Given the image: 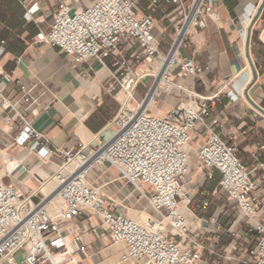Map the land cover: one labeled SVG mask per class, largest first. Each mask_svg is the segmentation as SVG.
Returning <instances> with one entry per match:
<instances>
[{
    "label": "built area",
    "instance_id": "obj_1",
    "mask_svg": "<svg viewBox=\"0 0 264 264\" xmlns=\"http://www.w3.org/2000/svg\"><path fill=\"white\" fill-rule=\"evenodd\" d=\"M147 1L153 11L160 5L172 6L165 14L172 38L165 33L158 37L153 19L138 17L131 0L62 3L52 15L49 30L36 35L37 43L56 48L78 63L109 59L114 80L109 93L117 87L115 95L122 90L134 94L142 80H150L148 86L144 84L143 98L132 101L133 110L122 104L112 121L116 128L113 136L97 149H87L81 143L75 150L49 148L44 137L33 129L27 111H18L16 103L0 91V114L13 111L6 120L16 123L19 129L13 144L24 147L33 142L41 160L59 161L51 175L59 182L57 200L42 196L34 202L38 192L22 193L0 182V264H93L96 253L83 243L88 225L94 233L99 228L109 246L119 247L118 264H196L203 250L202 238L210 232L207 228L201 230L195 216L191 217L197 223L194 228L186 217L192 204L189 191L193 189L188 178L189 147L197 138V126L205 131L206 140L194 157L206 169L208 179L212 171L220 174L218 188L236 203L239 217L257 236L250 253L253 264H264V223L257 219L261 202L251 203L257 184L237 157L236 147L216 133L215 129L222 127L219 120L206 123L209 106L216 98L197 96L174 77L175 69L190 77H199L206 70L192 59L181 58L178 50L191 33L206 28L216 0ZM34 12L33 7L28 10L29 14ZM168 39L163 53L160 45ZM133 64H144L147 72L137 77ZM156 64L161 65V71L153 74ZM161 84L168 85L169 90L162 89ZM20 90L21 100L36 103L38 97L34 98L30 90ZM172 90L187 99L164 115L150 114L160 95ZM259 150L255 158L264 157V147ZM71 164L75 166L66 175L64 171ZM93 165L115 169L146 200L153 218L144 225L135 222L115 202L108 201L101 189L90 186L87 177ZM263 183L264 174L259 181ZM145 187L149 194L144 192ZM207 207V203L202 204L203 209ZM82 217L85 223L81 225ZM90 219H95L97 225L92 226Z\"/></svg>",
    "mask_w": 264,
    "mask_h": 264
},
{
    "label": "crops",
    "instance_id": "obj_2",
    "mask_svg": "<svg viewBox=\"0 0 264 264\" xmlns=\"http://www.w3.org/2000/svg\"><path fill=\"white\" fill-rule=\"evenodd\" d=\"M70 1L0 0V91L4 97L16 103L18 111H27L33 129L44 137L49 148L75 150L81 143L87 149H97L113 136L116 128L112 121L121 108L117 95L108 92V87L114 85L109 59L101 63L95 60L78 63L72 57L59 53L56 48L36 42L39 32L49 30L52 15L59 5ZM83 1L88 3L91 0ZM131 1L138 17L149 16L153 19L158 37L165 33L172 38V29L165 19L172 6L160 5L153 11L147 0ZM261 2L216 0L206 28L191 33L178 50L181 58L192 59L206 70L199 77H190L175 69L174 77L182 87L190 89L197 96H215L214 105L209 106L206 123L219 120L222 127L216 128V133L221 140L236 147L237 157L250 173L251 180L257 184V189L251 195V203L261 202L257 219L264 223V183L259 184L264 174V157L255 158L259 147H264V115L244 97L248 90L249 98L264 111V46L250 38L249 55L256 71L253 83H248L253 75L245 55L247 30ZM31 7L35 11L33 14L28 13ZM259 24L264 25V8L251 30V36ZM167 43L169 39L160 45L163 53L167 50ZM96 65H100V72L95 71ZM133 67L136 75L147 72L144 64H133ZM220 84H225V91L214 92L215 85ZM21 87L30 90L34 98L38 97L36 103L21 100ZM186 99L184 94L178 95L172 90L168 95H160L157 104L161 110H168ZM160 108L153 106V114H160ZM12 115L13 111L0 114V182L12 185L22 193L38 192L33 198L37 202L42 198L39 193L41 180L57 170L59 161L41 160L33 142L24 147L15 146L13 143L18 126L6 120ZM196 134L197 138L191 145L197 150L204 144L206 134L199 126ZM12 163L14 165L9 170ZM95 171L96 166L87 177L90 186L99 187L106 199L115 202L118 207L132 206L129 201L132 196L129 188L132 187L115 169L104 165ZM188 178L193 183V189L189 191L192 201L190 216L199 220L201 230H210L202 238L203 250L196 264H253L250 253L256 246L257 236L239 217L236 203L228 200L218 188L220 174L212 171L208 179L206 169L192 157ZM144 192L149 194L150 191L145 187ZM203 203H207L208 207L203 209ZM84 217L80 219L81 225L85 223ZM90 224L97 225L95 219H90ZM196 224L190 219L193 228L197 227ZM88 229L83 243L96 253L93 264H118L119 247L109 246L107 239L101 237L103 233L99 228L95 229V233L89 225ZM20 259L18 256L17 260Z\"/></svg>",
    "mask_w": 264,
    "mask_h": 264
},
{
    "label": "bare ground",
    "instance_id": "obj_3",
    "mask_svg": "<svg viewBox=\"0 0 264 264\" xmlns=\"http://www.w3.org/2000/svg\"><path fill=\"white\" fill-rule=\"evenodd\" d=\"M260 37H261V40L264 42V31L262 32ZM160 66H161L160 64L154 65L153 74H157V72L159 70L161 71V67ZM94 69H95L96 72H100L101 71L100 65H96L94 67ZM143 78H144V76L141 77V79H143ZM161 88L162 89H166L167 91L169 90V86L165 85V84H161ZM117 98H118L119 102L123 104L124 108H127L128 110H133L134 109V106L131 103H132L133 100H137V95L135 93L133 94V93L128 92L126 90H122V91H120L118 93ZM152 105H153V102L150 103V106H152ZM153 115H155V114H153ZM13 165H14V163L10 164V169L9 170L12 169ZM74 166H75L74 164L69 165L67 167V169H65L64 172L69 174V172L73 170ZM94 166L95 165L90 166V169H89L90 173H91V170H92V168ZM37 175H39V174H37ZM43 180H44V183H42V186H41V189H40L41 190L40 193L42 194V196L43 197L53 198V199L57 200L56 197H57V191H58L59 182L56 180L55 177H52V176H49V177L45 176V178ZM182 211L185 212V209L182 208ZM129 212H130L131 215H133L132 220H134L135 222H137V223H139L141 225H144L147 222V220L152 219L151 215H149L145 211H135V210L129 209ZM190 215L191 214L186 213V217L188 218V220L191 219ZM165 226H166V228H168V225H165ZM117 249H118V247H117Z\"/></svg>",
    "mask_w": 264,
    "mask_h": 264
},
{
    "label": "rangeland",
    "instance_id": "obj_4",
    "mask_svg": "<svg viewBox=\"0 0 264 264\" xmlns=\"http://www.w3.org/2000/svg\"><path fill=\"white\" fill-rule=\"evenodd\" d=\"M83 2H84L83 0H78V3L80 5L87 4V1H85L84 3ZM263 31H264V25L259 24L256 27V30L252 31V36L250 37L252 39V41L258 42L262 46H264V42L261 40V37L260 36H261V34H262ZM142 74L143 73L137 75V77L138 76H141ZM251 81H249L248 83H250ZM149 82H150L149 79H147V80L145 79V80H142L140 84H138L137 88L134 91V92H137V96H139L140 98H143L144 92H145L144 84L147 85V83H149ZM224 87H225V84H222V85L220 84L218 86L215 85V87L213 89H214V92H218V91H222ZM118 90H119V88H116V90H115L114 93L116 94L118 92ZM223 91H225V89ZM165 95H167V94H165ZM242 97H243V94H242ZM131 104L134 106V103H131ZM121 106H122V103H121ZM155 107L156 108H160V107H158V104H156ZM160 110H161V108H160ZM154 111H155V109H151L150 110V114H153ZM166 111L167 110H161V114L164 115ZM195 150H196V148L194 147V145H190V147H189L190 160L192 159V157H194ZM98 168H99V166H96V171H98ZM91 173H89L88 175H90ZM94 187H96V186H94ZM97 188H99V187H97ZM129 192L132 194V196H131V198L129 200L130 202H132V206L130 207L129 205H125L126 207H123L122 206V207H119L118 209L120 211H122L124 214L128 215V217H130L131 219H132L133 215L130 214L129 209H132V210H135V211H142V210H144L149 215H151V217L153 218V215H152L151 211L148 208L147 202L144 200V198H142V197L139 198V196H141V194L139 192L135 191L133 188H131V189L129 188ZM135 199L136 200L138 199V200L135 202ZM189 223H190V220H189Z\"/></svg>",
    "mask_w": 264,
    "mask_h": 264
},
{
    "label": "water",
    "instance_id": "obj_5",
    "mask_svg": "<svg viewBox=\"0 0 264 264\" xmlns=\"http://www.w3.org/2000/svg\"><path fill=\"white\" fill-rule=\"evenodd\" d=\"M264 8V0H262L261 4L259 5L258 9H257V12L256 14L254 15V17L252 18V21L250 23V27L248 28L247 30V38H246V41H245V55L248 59V62L251 66V70H252V83L256 80V71L254 69V65L252 63V60L250 58V55H249V43H250V37H251V30L255 24V22L257 21V19L259 18L262 10ZM244 97L245 99L247 100V102L256 110H258L260 113H262L264 115V111L262 109H260L248 96V90L245 91L244 93Z\"/></svg>",
    "mask_w": 264,
    "mask_h": 264
}]
</instances>
